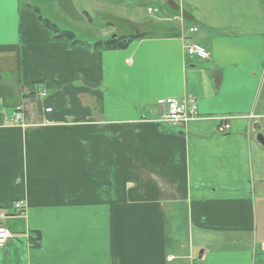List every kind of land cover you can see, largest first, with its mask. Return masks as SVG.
Returning <instances> with one entry per match:
<instances>
[{"label": "crops", "instance_id": "0c3cea01", "mask_svg": "<svg viewBox=\"0 0 264 264\" xmlns=\"http://www.w3.org/2000/svg\"><path fill=\"white\" fill-rule=\"evenodd\" d=\"M168 2L144 38L96 50L38 15L89 32L112 3L0 0V264H264V0ZM186 95L197 118L160 122L158 100Z\"/></svg>", "mask_w": 264, "mask_h": 264}, {"label": "rangeland", "instance_id": "374dc122", "mask_svg": "<svg viewBox=\"0 0 264 264\" xmlns=\"http://www.w3.org/2000/svg\"><path fill=\"white\" fill-rule=\"evenodd\" d=\"M99 2L107 1L112 3L108 10H104L103 7L96 11L91 10L90 15L93 19L92 31H87L83 27H79L77 32H74L76 38L85 44H91L96 41H107L115 36L118 37H130L136 35L137 30L141 29L140 26L144 22L151 21L153 17L164 18L166 9L169 8V0H98ZM173 2L182 3L181 0H172ZM78 6L83 9L89 5L83 3ZM55 5L52 3L51 7L55 11ZM179 7V5H178ZM153 13L149 14V10ZM50 13V12H49ZM57 16L58 13L48 14L46 9L42 11V16ZM52 19V18H51ZM136 23V26L132 25L129 21ZM55 21V20H54ZM69 27L67 22H62ZM174 24H172L173 26ZM148 35H159L162 32H146ZM12 221H8L10 224Z\"/></svg>", "mask_w": 264, "mask_h": 264}, {"label": "built area", "instance_id": "2783aa9c", "mask_svg": "<svg viewBox=\"0 0 264 264\" xmlns=\"http://www.w3.org/2000/svg\"><path fill=\"white\" fill-rule=\"evenodd\" d=\"M153 13L150 9L149 14ZM191 32H196L197 29H191ZM187 53L193 57L196 56L201 59H208L209 54L207 51L197 44H189L186 46ZM39 99H46L47 92L40 89L37 93ZM157 105L162 108V116L160 122L167 124L173 128L186 129L190 122L197 118L198 106L197 101L190 95H186L183 98H165L160 99ZM51 112V109L47 110ZM11 122L16 124H24V117L20 112H15ZM230 128L229 123L225 125L224 130ZM27 205L24 202H18L14 205V209L20 212V216H25ZM11 215L6 211H0V248L7 245L10 240L15 238L14 234L9 231L2 222L9 219ZM21 238L30 241V234L25 233L20 236Z\"/></svg>", "mask_w": 264, "mask_h": 264}, {"label": "trees", "instance_id": "16d2710c", "mask_svg": "<svg viewBox=\"0 0 264 264\" xmlns=\"http://www.w3.org/2000/svg\"><path fill=\"white\" fill-rule=\"evenodd\" d=\"M36 12H39L36 10ZM38 19L42 26L46 28L52 35V39L58 41V42H67L70 44V46H88L92 47L96 50H121L127 48V46L133 41L142 39L145 36L142 34L133 35L130 37H118L115 36L113 38L108 39L107 41H98L95 42L93 45H88L83 43L82 41L78 40L76 38V35L70 31H65L59 29L56 25L52 24L50 21L44 19L40 15H38ZM41 241V235L31 236V248H37L39 247V242Z\"/></svg>", "mask_w": 264, "mask_h": 264}, {"label": "water", "instance_id": "95a60500", "mask_svg": "<svg viewBox=\"0 0 264 264\" xmlns=\"http://www.w3.org/2000/svg\"><path fill=\"white\" fill-rule=\"evenodd\" d=\"M258 140L264 146V137L262 135L258 137Z\"/></svg>", "mask_w": 264, "mask_h": 264}]
</instances>
